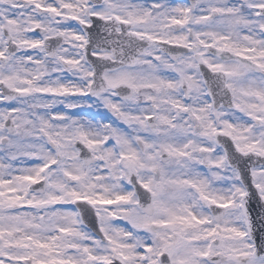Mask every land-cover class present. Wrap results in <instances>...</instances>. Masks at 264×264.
<instances>
[{
    "label": "snow or ice",
    "instance_id": "snow-or-ice-1",
    "mask_svg": "<svg viewBox=\"0 0 264 264\" xmlns=\"http://www.w3.org/2000/svg\"><path fill=\"white\" fill-rule=\"evenodd\" d=\"M0 86V264H264L221 142L264 158V0H0ZM89 93L130 131L49 111ZM78 202L101 235L55 207Z\"/></svg>",
    "mask_w": 264,
    "mask_h": 264
},
{
    "label": "flooded vegetation",
    "instance_id": "flooded-vegetation-1",
    "mask_svg": "<svg viewBox=\"0 0 264 264\" xmlns=\"http://www.w3.org/2000/svg\"><path fill=\"white\" fill-rule=\"evenodd\" d=\"M48 2H52V0H48ZM133 2H137V0H133ZM140 2H144V3L150 4L151 0H140ZM168 2L170 4H174V5H190V4H192L194 2V0H168ZM97 3H102V0H97ZM197 14H199V13H197ZM93 19H94V27L90 31L93 34H96L98 32L99 28L103 25V22L99 21V20H97L95 18H93ZM67 26L72 27V28H76L78 25H77V23L75 21H69V22H67ZM27 35L29 37H31V38H39L41 33H40V30L37 29V30H35V32L28 33ZM48 43H49L51 48H55L57 46V44L59 43V41L56 38H53ZM64 47L68 48L69 52L72 51L71 45L65 44ZM164 47L166 49H168L169 51H172V52H175L177 50V46H175V45H165ZM27 51H28V54L36 55V53L33 50H31V49H29ZM89 58L92 59V60H95L94 57L89 56ZM202 71L204 72L205 78H211V73L208 71V69L206 67L202 66ZM164 75L171 76V75H173V73L165 72ZM52 78L55 79L56 78V74H53ZM62 79L68 80V79H75V78L71 77L70 74H67V75L62 76ZM0 87H2V86H0ZM42 96L45 97V98H47V97L50 98V99L52 98V96L50 94H42ZM79 99H82L84 101V103H85L84 105H81L80 109H74V108H67L66 107V104H67L68 101L69 102L70 101L73 102L72 100H79ZM229 99H230V94H229ZM0 101L4 102L6 104H9V102H5V101H2V100H0ZM89 104L94 105V106L93 107H88ZM57 105H60V109L65 111V112H69V113L79 112L80 114L84 115L85 118L94 119L96 122L103 121L104 123H108L110 121H113L123 131L129 130L127 125L123 124L120 121H117L115 119V117H113L112 114L107 109H105L103 107V105L97 100V98L91 96L90 93H89V95L87 97H82L79 94L70 95L68 97V99L64 101V103H60V104L56 103V105H54V107L51 110H53V111L56 110L57 109ZM53 111H50V112H53ZM237 115L242 116V114L239 113L238 111H237ZM242 119H244L246 121L249 120V118L243 117V116H242ZM244 163H245V165L247 164V162L242 157L240 159H238L236 157V155H235V160H234V165L235 166H237V164L242 166ZM261 166H264V164L253 165L251 167V169L253 167H255L259 171L261 169ZM251 203L252 204L254 203V204H257V205H261V202L257 201V195H254V197L251 198Z\"/></svg>",
    "mask_w": 264,
    "mask_h": 264
},
{
    "label": "water",
    "instance_id": "water-1",
    "mask_svg": "<svg viewBox=\"0 0 264 264\" xmlns=\"http://www.w3.org/2000/svg\"><path fill=\"white\" fill-rule=\"evenodd\" d=\"M222 143L229 149V155L233 157V163L235 160V155L238 159L241 157L247 162L241 166L237 164V167L240 168L243 181L250 192V197L248 198L247 208L249 211V215L253 224V238L255 239L257 245L260 244L262 238H264V201H261L257 190L252 184V177H251V167L256 164H264V158L256 157L251 155L249 157H243L239 153H236L235 147L232 144L230 139L222 138ZM78 147L83 148L82 145L77 144ZM257 195V201L261 202V205L252 204L251 198ZM80 204V210L82 217L84 218L85 222L98 234L99 233V225L95 217V212L91 208V206L86 205L84 202H78ZM215 208V206H213ZM219 211V210H217ZM101 235V234H100ZM259 254L264 255V250H259Z\"/></svg>",
    "mask_w": 264,
    "mask_h": 264
},
{
    "label": "rangeland",
    "instance_id": "rangeland-1",
    "mask_svg": "<svg viewBox=\"0 0 264 264\" xmlns=\"http://www.w3.org/2000/svg\"><path fill=\"white\" fill-rule=\"evenodd\" d=\"M23 2V0H22ZM238 0H229V3H237ZM242 34H248L246 30H244V32ZM42 95V94H40ZM44 99H50V98H45L43 97ZM52 99V98H51ZM58 100H61V99H64L63 97H58L57 98ZM73 102H79L80 105H84V101L82 99H79V100H72ZM69 102V101H68ZM67 102V103H68ZM190 102V101H188ZM15 103V102H13ZM60 104V103H58ZM56 105V104H55ZM9 107V104H6L4 102H1L0 101V111L6 109ZM80 107H76L74 109H80ZM40 111H43V110H40ZM49 111H53V110H49ZM53 112H61V113H64L68 116H73V117H76V118H80V119H88V120H93V119H89V118H85L84 115L80 114L79 112H75V113H69V112H65L63 110L60 109V105H57V109L54 110ZM127 131H130V130H126ZM4 153L3 152H0V157H4ZM3 162H7V161H3ZM13 163V166L15 169H20L22 167H30V166H33L35 161L33 159H28V158H19L17 161H12ZM201 171H207V168L201 166L200 168ZM14 174H20L18 171L14 172ZM215 187H218V188H227L230 186V183L227 182V181H216L215 184H214ZM56 208H61L63 210H68V211H75L73 209V206L72 205H56L55 206ZM105 207H109L110 209L114 206H105ZM113 224L116 225V226H120V227H130V225L127 224V222L125 221H122V220H113Z\"/></svg>",
    "mask_w": 264,
    "mask_h": 264
}]
</instances>
